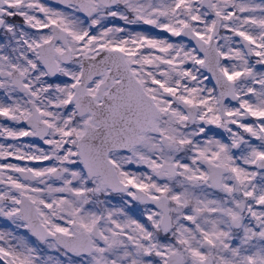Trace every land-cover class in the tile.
Returning a JSON list of instances; mask_svg holds the SVG:
<instances>
[{
  "label": "snow or ice",
  "instance_id": "1",
  "mask_svg": "<svg viewBox=\"0 0 264 264\" xmlns=\"http://www.w3.org/2000/svg\"><path fill=\"white\" fill-rule=\"evenodd\" d=\"M0 264H264V0H0Z\"/></svg>",
  "mask_w": 264,
  "mask_h": 264
}]
</instances>
